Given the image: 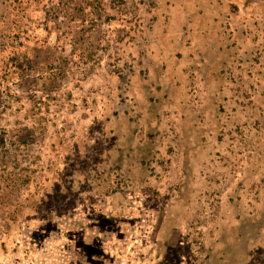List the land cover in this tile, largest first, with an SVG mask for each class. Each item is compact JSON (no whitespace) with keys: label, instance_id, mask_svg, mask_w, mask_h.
<instances>
[{"label":"rangeland","instance_id":"rangeland-1","mask_svg":"<svg viewBox=\"0 0 264 264\" xmlns=\"http://www.w3.org/2000/svg\"><path fill=\"white\" fill-rule=\"evenodd\" d=\"M258 223L264 0H0V264H220Z\"/></svg>","mask_w":264,"mask_h":264},{"label":"crops","instance_id":"crops-1","mask_svg":"<svg viewBox=\"0 0 264 264\" xmlns=\"http://www.w3.org/2000/svg\"><path fill=\"white\" fill-rule=\"evenodd\" d=\"M261 225L263 227L258 223V226L255 229L257 230V235L255 236L257 240L250 237L245 238L244 234H241L240 236L237 234L235 238L232 236L228 237V239L226 238V242L219 247L223 256V260L220 264H264V237H262L264 234V224ZM178 229L179 228H171L170 231L167 230L168 232L162 230L161 232L168 234V239H170L172 234H178V232L174 233ZM239 229V227H228L227 230L230 231L232 235L234 230L239 231ZM261 229L263 232H261V236H259V231H261ZM148 230L150 232L151 227ZM170 242L172 243L174 241ZM170 242L168 241V243ZM252 249L255 251H251ZM193 262V264H214L213 260L210 258L196 254L194 255Z\"/></svg>","mask_w":264,"mask_h":264}]
</instances>
